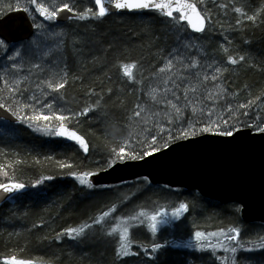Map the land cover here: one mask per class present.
Masks as SVG:
<instances>
[{"label":"snow or ice","instance_id":"6c2138e0","mask_svg":"<svg viewBox=\"0 0 264 264\" xmlns=\"http://www.w3.org/2000/svg\"><path fill=\"white\" fill-rule=\"evenodd\" d=\"M89 3L91 6L86 7L80 6L82 0H24L23 5L19 3L13 5L11 2L0 4V59L5 61L0 66V72L3 73L0 80L4 85L0 88V110L7 114V119L4 115H0V120H6L9 126L25 125L33 133L46 137H60L71 141L78 146V152L84 153L85 159H90L92 153H95L99 158L92 160L95 165L94 170L74 171L73 163L56 161L59 169L69 170L63 174L78 181L82 190L118 189L119 185L96 183L92 178L132 162L155 165L170 151L184 145L183 141L200 143L203 141L199 138H203L204 141L214 138L216 142L230 146L245 137L254 140L255 137L251 135L253 132L259 134L260 139L264 140V115L259 114L260 105L264 104V94L257 95L255 99H246L243 103L238 99L233 103V99L238 97L239 93H232V99H230L228 90L219 83L222 78L226 79L224 73L228 72V66L240 65L248 58L242 54L233 55L230 48L222 44L220 48L225 54L226 66L221 67L217 62L204 65L200 59H197L201 46L194 42L193 37L187 35L188 29L190 28L194 33L204 34L213 29L216 24V18L212 15V10L204 5V0H89ZM198 5L204 6L198 7ZM218 8L223 10L225 15L229 8L236 14L234 30H240L246 21L252 25L259 23L264 27V8L259 12L253 11L251 14L235 4L220 3ZM13 11L26 14L29 27L34 30L31 33V40L24 42L10 34ZM125 11L155 12L167 18L168 26L175 24L177 27L179 47L168 53L164 66L160 67L156 74L163 85L161 98L158 99L159 93L155 87L146 93L152 102L162 104L163 109L154 112L147 103H136L135 108L131 110V115L126 116L133 131L115 141L114 146L105 145L101 150L100 146L93 143L91 139L70 128L79 124L81 118L104 123L107 115L105 106L117 93L113 88H108L105 92L101 84L100 92L94 89L86 90L85 95L91 102L86 101L79 111L66 107L65 93L62 91L66 89V85L70 84L66 58L62 56L54 58L52 66L46 73L44 60L48 53L40 56V62L33 63L32 46L40 47L37 44L38 37L47 40L53 36L64 35L63 30L55 31L61 19L74 21L87 30L88 25L98 26L110 15ZM92 30L94 31L95 27ZM221 35L227 45L233 43L223 31ZM64 43V40H60L55 47L62 48ZM77 43L81 41L73 42L74 50L83 54V47L75 48ZM111 47L109 45L108 50H111ZM122 58L126 59V56L122 54ZM105 59L93 57V61L97 63H104ZM25 63L30 64L28 74L20 75L24 71ZM178 65V70L173 72ZM115 67L122 72L121 78L125 84L129 81L132 82L130 86L141 83L134 75V70L140 67L139 61L122 62ZM53 68L59 70H53ZM196 69L203 71H194ZM208 70H211L210 74ZM33 76L37 81L34 87L31 81ZM74 79H81V77L75 76ZM209 83L214 84L212 89L208 88ZM253 108L256 109L255 112L252 111ZM0 131L3 129L0 128ZM45 159L51 161L54 158L45 156ZM36 163H39V160ZM0 173L6 177V182H0V199L21 193L26 187L36 188L46 181L56 179L61 174L41 175L30 184H26L17 177L9 176L2 167H0ZM150 176L151 173L139 177V184L136 186L141 191L152 188ZM157 189L160 192L182 194L181 189L173 188L169 184L157 186ZM201 199L199 192H194L186 201L182 200L178 203L170 201L166 206L155 207L151 213L141 210L137 215L128 217V220L138 221L140 225L146 223L148 230L155 236L158 225L168 222L165 219L169 216L168 208H171V219H186L200 208ZM230 208L231 214L237 216L246 212L247 205L241 200L239 204L231 205ZM116 211V206L112 205L109 211L103 212L91 223L85 222L78 227L65 228L63 231L56 232L53 239L82 238L90 234L93 225L101 224L105 218ZM128 220L121 219L108 233L109 236L119 234L118 247L114 249L115 264H128L126 259L121 258L150 256L151 253H156L164 247L158 242H152L148 247L138 244L136 247L139 250L133 251V241L129 238ZM248 231L247 227H229L227 231L221 228L213 232L197 230L194 233L196 244L186 246L198 249L201 253L210 251L213 258L212 264H264V235L258 234L256 240L242 239V233L246 235ZM210 237L216 238L215 242H212ZM218 252L223 254H217ZM195 262L196 258L193 257L191 260L186 259L183 264H195ZM6 264H32V262L11 259L6 261Z\"/></svg>","mask_w":264,"mask_h":264},{"label":"trees","instance_id":"16d2710c","mask_svg":"<svg viewBox=\"0 0 264 264\" xmlns=\"http://www.w3.org/2000/svg\"><path fill=\"white\" fill-rule=\"evenodd\" d=\"M8 2L13 5L24 4V0H0V4ZM220 3L241 6L251 14L264 8V0H215V2L204 0V5L212 10V15L216 18L214 28L204 34L187 32V35L193 37L194 42L201 46L197 59L204 65L217 62L221 67L226 66V57L220 48L222 44L228 46L233 55L242 54L248 58L245 63L228 66V72L224 73L226 79L222 78L219 81L228 90L230 99L232 93H239V96L233 99V103L237 99L243 103L246 99H255L257 95L264 94V27L259 23L252 25L246 21L240 30H234L236 14L229 8L225 15L223 10L218 8ZM80 6L86 7L91 4L89 0H82ZM61 25L67 27L65 43L62 48L44 60V64L47 73L54 58L61 56L66 58L70 84L62 90L66 98L65 106L79 111L86 101L91 102L85 95L86 90L94 89L100 92L101 84L105 92L108 88H113L117 93L105 106L107 115L104 123L81 118V122L72 129L91 139L103 150L105 145L114 146L115 141L133 131L126 116L131 115L136 103H147L154 112L163 109L162 104H156L147 97L145 84L153 79L162 84L156 74L159 68L164 66L168 53L179 47L175 24L168 26L167 18L155 12L144 11L116 13L105 18L104 23L98 26L88 25L87 30L71 20ZM221 31L233 41L231 45L226 44ZM74 41H81L75 48L83 47V54L74 50ZM109 45L112 46L111 50H108ZM122 54L126 59L122 58ZM94 56L106 58L105 62H94ZM31 59L33 63L40 62L35 53ZM136 61L140 62V67L134 70V75L141 83L130 86L132 82L125 84L121 78L122 72H119L115 65ZM3 64L0 61V66ZM23 67L24 71L20 75H27L30 64L25 63ZM178 68L179 65L173 72ZM208 71L210 74L211 70ZM0 76H3L2 72ZM75 76L81 79H74ZM31 81L34 87L36 77H31ZM3 86V81L0 80V88ZM213 87V83L208 84L209 89ZM260 109L259 114L264 115V104L260 105ZM252 111L255 112L256 109L253 108ZM0 128L3 129L0 131V167L8 172L9 176L30 184L41 175L61 173L56 179L46 181L36 188L27 187L28 189L14 197L13 203L6 202L0 207V264H6V261L11 259L31 261L32 264H115L114 251L110 246L107 250L104 248L107 246L102 245V248L99 246L95 253L92 250L88 251L83 242L75 247L73 242L78 239L64 237L62 240H54L53 237L56 232L65 228L78 227L85 222L91 223L94 218L109 211L112 205L116 204L114 201L101 207L100 202L117 197L125 189H136L139 180L120 184L118 189L82 190L78 181L63 174L69 170L59 169L56 161L73 163L74 171L94 170L92 160L99 158L95 153H92L90 159H85L84 153L78 152V146L73 142L33 133L25 125L9 126L6 121L0 120ZM45 156H52L54 159L49 161ZM37 160L39 163H36ZM0 182H6V177L2 173ZM157 186L162 185H152L150 189L154 195H172L174 198L172 201L177 203L190 199V194L198 192L179 188L182 191L181 195L170 194L158 191ZM201 197V206L196 212L186 219L183 218L181 222L172 223L170 227L168 226L170 233H165L160 239L152 241L162 244L164 246L162 249L151 253L150 256L121 259H126L128 264H183L186 259L191 260L195 257V264H212L210 251L201 253L198 249L186 246L188 243L185 239L191 236L192 231L213 232L221 228L227 231L229 227H247L248 233L246 235L242 233L244 240H256L258 234L264 235V224L244 222L240 214L237 216L231 214L230 206L238 203H221ZM168 218L169 216L165 217L166 220ZM165 224L162 223L164 228L160 234L166 231ZM209 239L212 242L216 240L213 237ZM152 242L139 245L148 247ZM137 245L133 244V250H139Z\"/></svg>","mask_w":264,"mask_h":264},{"label":"water","instance_id":"95a60500","mask_svg":"<svg viewBox=\"0 0 264 264\" xmlns=\"http://www.w3.org/2000/svg\"><path fill=\"white\" fill-rule=\"evenodd\" d=\"M11 16L10 34L21 41L32 38L34 30L29 27L26 14L13 11ZM67 21L61 19L58 22ZM189 31L192 32L190 28ZM0 115L7 119V114L2 110ZM251 135L255 137L254 140L245 137L230 146L222 145L214 138L207 141L199 138L203 141L200 143L183 141L184 145L178 148L174 146L175 149L155 165L132 162L92 179L96 183L113 185L151 173L152 184L197 190L203 197L221 203L239 204L242 200L247 205L246 212L241 215L242 220L264 223V140L255 132ZM13 195L0 199V207Z\"/></svg>","mask_w":264,"mask_h":264},{"label":"rangeland","instance_id":"374dc122","mask_svg":"<svg viewBox=\"0 0 264 264\" xmlns=\"http://www.w3.org/2000/svg\"><path fill=\"white\" fill-rule=\"evenodd\" d=\"M61 30L64 31V35L62 36H53L47 40H45L42 37L37 38V44H39L40 47L37 48L35 45H33L32 48H33V53L36 54L38 59L44 53H48V56L45 58L46 60L56 50H58V48L55 47V44L60 40H65V37L67 35V27H64L61 24H59V27H57L55 31H61ZM0 61L1 63H5L3 59H0ZM152 87L157 88V91L159 93L158 99H160L162 95L163 85L155 79L151 81L149 80L145 84L146 93ZM129 190H131L132 193H129L126 196H123V193H120V195H118L117 197L115 198L110 197L107 201L102 199L103 201L100 202L101 207H105L109 204H112L115 201L116 202L115 206L117 208V211L115 213H111L109 217L105 218V221L101 222V224L94 225L90 234L73 242V245L75 247L80 246L81 245L80 243L83 242L88 251L92 250L96 253V249H98L99 246L102 248V245L107 246V247L103 246L106 250L108 246H110L114 251L117 244L119 243V239H118L119 234L116 233L113 234L112 236H109L108 233L111 231V228L114 227L116 223H119L121 219L128 220V217L137 215L141 210L148 211L151 213L155 207L169 203L174 199L172 195H159V194L154 195L152 190L150 189L141 191L140 188L137 187L136 189L130 188ZM13 202L14 201H12V203ZM168 212H169V218H168L169 220L167 219L168 222H166L165 224L166 231L160 234V231L164 228V226L161 223L158 225L157 234L155 236H153L151 232L148 230L146 223L144 225H140L138 221L128 220L129 238L135 242L133 244L150 243L152 241L160 239L165 233L167 234L170 233L171 231L168 229V226L169 225L171 226L172 223L174 222L176 223L181 222L183 218H181V220H173L170 218L171 208H168ZM192 227L195 228V226ZM194 233L195 232L192 231L191 236L186 238L185 242H187L188 244L190 243L195 244L196 242L194 238ZM133 251H135V249ZM129 264H136V263H129Z\"/></svg>","mask_w":264,"mask_h":264},{"label":"bare ground","instance_id":"6f19581e","mask_svg":"<svg viewBox=\"0 0 264 264\" xmlns=\"http://www.w3.org/2000/svg\"><path fill=\"white\" fill-rule=\"evenodd\" d=\"M122 193H123V196H126V195H128L129 193H132V191L129 190V189H125ZM93 226H94V225H93Z\"/></svg>","mask_w":264,"mask_h":264}]
</instances>
